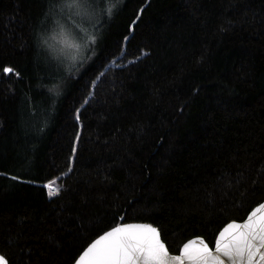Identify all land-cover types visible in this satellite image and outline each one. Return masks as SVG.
<instances>
[{"label":"trees","instance_id":"obj_1","mask_svg":"<svg viewBox=\"0 0 264 264\" xmlns=\"http://www.w3.org/2000/svg\"><path fill=\"white\" fill-rule=\"evenodd\" d=\"M61 1L0 0V252L71 264L134 220L212 246L264 198V0H99L72 71Z\"/></svg>","mask_w":264,"mask_h":264},{"label":"snow or ice","instance_id":"obj_2","mask_svg":"<svg viewBox=\"0 0 264 264\" xmlns=\"http://www.w3.org/2000/svg\"><path fill=\"white\" fill-rule=\"evenodd\" d=\"M76 47V45H69ZM12 71V69H5ZM51 182L48 187L53 188ZM264 203L250 213L243 223H229L215 241V253L202 240L184 244L179 256H170L158 229L146 224H124L95 240L76 264H260L264 261ZM259 256V260H256ZM0 264H6L0 257Z\"/></svg>","mask_w":264,"mask_h":264},{"label":"rangeland","instance_id":"obj_3","mask_svg":"<svg viewBox=\"0 0 264 264\" xmlns=\"http://www.w3.org/2000/svg\"><path fill=\"white\" fill-rule=\"evenodd\" d=\"M99 0H63L59 4L60 12L49 23L44 25L40 32L42 41L52 51L58 64L66 70H73L82 65V60L87 56L88 49L94 38V20L99 14V7L93 11ZM96 22V21H94ZM48 23V24H49ZM92 23V24H91ZM43 42V43H44ZM76 45V47H69ZM79 63V64H78ZM52 181L45 183L47 189ZM53 184L50 193H55Z\"/></svg>","mask_w":264,"mask_h":264},{"label":"water","instance_id":"obj_4","mask_svg":"<svg viewBox=\"0 0 264 264\" xmlns=\"http://www.w3.org/2000/svg\"><path fill=\"white\" fill-rule=\"evenodd\" d=\"M5 69H9V68L6 67ZM5 69H4V70H5ZM262 203H264V198H263L261 201H259L257 204H255V205H254V206H253V207H252V208L246 213V215H245L242 219H240V220L232 219V220L227 221L223 226H221V228L218 230V232H217V234H216V236H215V238H214V241H213L212 246L207 242V240H206L203 236H201V235H194V236H191V237H189L188 239H186V240L180 245V248H179L178 252L173 253V252H171V251L168 249V247H167L165 241H164V240L162 239V237H161V233H160L159 228H158L155 224H153V223H151V222H148V221H141V220L124 221V222H119V223H117V224H115V225L110 226L109 228L103 230L101 233H99L97 236H95L92 240H90V241H89V242H88V243L82 248V250L79 252V254L74 258V260H73V262H72L71 264H76V261L78 260L79 256H80V255H81V254H82V253H83V252H84V251H85V250H86V249H87V248H88V247H89V246H90L95 240L99 239L100 236L104 235V234L107 233L108 231H111L113 228L118 227V226H122V225H124V224H146V225H151V226L155 227L156 229H158V231H159V233H160V239H161V241L165 244V246H166V248H167V250H168V254H169L170 256H179V255H181L184 244L188 243V242L191 241V240H199V239H202V240L208 245V247H209L210 249H212L213 253H215V241L219 238V234H220V232L223 231V229H224L225 227H227V225H228L229 223H233V222H236V223H243V222H245L246 219H247V217L250 215V213H251L252 211H254V210H255L259 205H261ZM261 251H264V249H262ZM0 257H3V260L6 262V264H9L7 258H6L1 252H0ZM221 258L224 260V264H232V262H231L228 258L223 257V256H221ZM256 260H259V256H257ZM185 264H188V262L185 261ZM238 264H244V262H238ZM253 264H256V261H254ZM260 264H264V261H261Z\"/></svg>","mask_w":264,"mask_h":264}]
</instances>
